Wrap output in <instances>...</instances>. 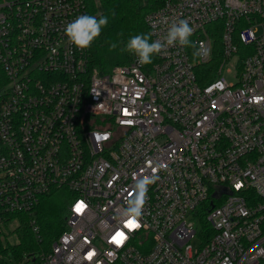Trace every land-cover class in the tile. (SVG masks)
<instances>
[{"label": "built area", "instance_id": "2783aa9c", "mask_svg": "<svg viewBox=\"0 0 264 264\" xmlns=\"http://www.w3.org/2000/svg\"><path fill=\"white\" fill-rule=\"evenodd\" d=\"M84 14L86 0H0V225L64 189L40 264H264V0H165L152 41L187 19L196 47L106 73L65 34Z\"/></svg>", "mask_w": 264, "mask_h": 264}, {"label": "trees", "instance_id": "16d2710c", "mask_svg": "<svg viewBox=\"0 0 264 264\" xmlns=\"http://www.w3.org/2000/svg\"><path fill=\"white\" fill-rule=\"evenodd\" d=\"M164 1L86 0L89 15L109 18L107 27L89 47L90 71L106 73L117 65L130 63L133 54L122 49H125L131 36L150 33L146 16L159 8ZM112 44L117 46L113 49ZM198 74L202 82L216 77L215 72H198ZM69 197L66 190L53 189L40 197V201L32 211L7 215L4 220L5 225L14 220L18 222L14 232L19 241L15 244L9 241L3 242L0 231V264H8L4 255L10 250L19 256L26 252L28 261L40 264L42 256L51 250L52 244L66 229L68 215L66 201ZM33 220H35L34 224Z\"/></svg>", "mask_w": 264, "mask_h": 264}, {"label": "clouds", "instance_id": "9594fccd", "mask_svg": "<svg viewBox=\"0 0 264 264\" xmlns=\"http://www.w3.org/2000/svg\"><path fill=\"white\" fill-rule=\"evenodd\" d=\"M108 23L109 18L107 16L97 18L87 14L80 15L65 26V34L71 44L78 49H83L91 46L92 42L101 35L102 30L107 27ZM193 32L194 29L190 26L187 19H178L169 25L163 40L152 41L150 33L137 34L128 39L125 49H122V51L134 54L140 65L151 64L153 56L164 54L170 47L191 46L195 48V42L189 39ZM116 46V44H112L111 47L114 49ZM158 179V175H152L136 182V196L128 203L125 209L127 216L135 217L137 220L143 216L148 186L156 183ZM224 264H229L227 259Z\"/></svg>", "mask_w": 264, "mask_h": 264}, {"label": "rangeland", "instance_id": "374dc122", "mask_svg": "<svg viewBox=\"0 0 264 264\" xmlns=\"http://www.w3.org/2000/svg\"><path fill=\"white\" fill-rule=\"evenodd\" d=\"M229 79H232V75L226 74ZM66 201V200H65ZM68 201H66L67 203ZM18 222L14 220L13 222L8 223V225H0V231L2 236V241H9L12 244H15L19 241L17 234L14 232L17 227ZM5 260L8 264H34V262L28 261L27 253H23L21 256L15 254L13 250H10L7 254L4 255ZM14 262V263H13Z\"/></svg>", "mask_w": 264, "mask_h": 264}, {"label": "snow or ice", "instance_id": "6c2138e0", "mask_svg": "<svg viewBox=\"0 0 264 264\" xmlns=\"http://www.w3.org/2000/svg\"><path fill=\"white\" fill-rule=\"evenodd\" d=\"M130 225L135 226V221H130Z\"/></svg>", "mask_w": 264, "mask_h": 264}]
</instances>
